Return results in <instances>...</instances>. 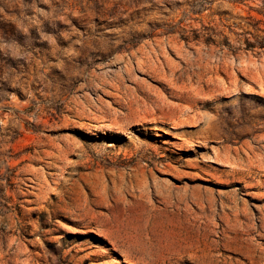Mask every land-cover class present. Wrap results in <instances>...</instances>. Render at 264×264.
Segmentation results:
<instances>
[{
  "label": "rangeland",
  "instance_id": "obj_1",
  "mask_svg": "<svg viewBox=\"0 0 264 264\" xmlns=\"http://www.w3.org/2000/svg\"><path fill=\"white\" fill-rule=\"evenodd\" d=\"M246 31L264 0H0V264H264Z\"/></svg>",
  "mask_w": 264,
  "mask_h": 264
},
{
  "label": "trees",
  "instance_id": "obj_2",
  "mask_svg": "<svg viewBox=\"0 0 264 264\" xmlns=\"http://www.w3.org/2000/svg\"><path fill=\"white\" fill-rule=\"evenodd\" d=\"M175 27L172 26L171 28L167 29V32L174 33ZM179 38L185 41L188 40H198L203 37V40L205 42H214V36L216 35H223L220 32H216L214 28H210L207 26L202 27L201 31H198L196 29L191 30V34H188V31L185 30L184 28L180 27L179 30ZM245 34H249L248 36L244 37V47L247 49H252V48H262L264 49V39L259 37L257 34H253L251 32H245ZM222 42L225 45H229L227 37H223Z\"/></svg>",
  "mask_w": 264,
  "mask_h": 264
},
{
  "label": "bare ground",
  "instance_id": "obj_3",
  "mask_svg": "<svg viewBox=\"0 0 264 264\" xmlns=\"http://www.w3.org/2000/svg\"><path fill=\"white\" fill-rule=\"evenodd\" d=\"M156 57H157V56H156ZM163 57H164V56H163ZM139 58H140V57H139ZM156 59H157V58H156ZM229 60H230V59H229ZM136 61H137V60H136ZM167 61H168V60H167ZM210 61H211V60H210ZM137 62H139V60H138ZM156 62H158V60L155 61V63H156ZM163 62H164V60H163ZM168 62H169V61H168ZM216 62H217V60H216ZM230 62H231V61H230ZM240 62H241V61H240ZM129 63H130V60H129ZM131 63H132V62H131ZM151 63H152V62H151ZM179 63H180V62H179ZM198 63H199V62H198ZM205 63H206V62H205ZM238 63H239V62H238ZM158 64H159V63H158ZM158 64H157V65H158ZM212 64H213V63H212ZM216 64H217V63H216ZM142 65H143V63H142ZM178 65H179V64H178ZM181 65H182V64H181ZM190 65H191V64H190ZM203 65H204V64H203ZM131 66H132V65H131ZM134 66H135V65H134ZM134 66H133V67H134ZM139 66H141V65H139ZM149 66H151V65H148V66H145V67H148V68H149ZM154 66H155V65H154ZM201 66H202V65H201ZM204 66H206V65H204ZM204 66H203V67H204ZM213 66H214V65H213ZM216 66H217V65H216ZM124 67H125V66H124ZM127 67H129V65H128ZM133 67H132V68H133ZM141 67H142V66H141ZM162 67H163V66H162ZM164 67H165V66H164ZM185 67H186V66H185ZM129 68H130V67H129ZM132 68H131V69H132ZM157 68H158V66H157ZM192 68H193V67H192ZM216 68H217V67H216ZM231 68H232V66H231ZM125 69H126V68H125ZM134 69H135V68H134ZM153 69H154V68H153ZM189 69H190V68H189ZM196 69H198V68H196ZM200 69H201V68H200ZM140 70H141V69H140ZM145 70H146V69H145ZM190 70H191V69H190ZM198 70H199V69H198ZM198 70H197V71H198ZM203 70H205V69H203ZM220 70H221V69H220ZM122 71H123V70H122ZM128 71H129V70H128ZM132 71H133V70H132ZM138 71H139V70H138ZM151 71H152V70H151ZM153 71H154V70H153ZM158 71H159V70H158ZM161 71H162V70H161ZM191 71H192V70H191ZM205 71H206V70H205ZM207 71H208V69H207ZM125 72H126V71H125ZM125 72H124V73H125ZM130 72H131V71H130ZM141 72H142V71H141ZM193 72H194V71H193ZM124 73H123V74H124ZM133 73H134V72H133ZM139 73H140V72H139ZM162 73H163V72H162ZM191 73H192V72H191ZM191 73H190V74H191ZM213 73H214V72H213ZM230 73H231V72H230ZM123 74H121V75H123ZM125 74H128V72L125 73ZM131 74H132V72H131ZM149 74H150V73H149ZM159 74H160V73H159ZM159 74H158V75H159ZM231 74H232V73H231ZM233 74H234V73H233ZM121 75H120V76H121ZM132 75H133V74H132ZM135 75H136V74H135ZM234 75H235V74H234ZM205 76H206V75H205ZM205 76H204V77H205ZM211 76H212V75H211ZM129 77H130V76H129ZM195 77H196V76H195ZM207 77H208V76H207ZM124 78H125V77H124ZM130 78H131V77H130ZM135 78H136V77H135ZM158 78H160V77H158ZM211 78H212V77H211ZM188 79H189V78H188ZM121 80H122V79H121ZM128 80H129V79H128ZM132 80H134V79L132 78ZM153 80H154V79H153ZM216 80L219 81L217 78H216ZM126 81H127V80H126ZM140 81H141V80H140ZM194 81H195V80H194ZM197 81H198V80H197ZM197 81H196V82H197ZM199 81H201V80H199ZM207 81H208V80H207ZM212 81H213V80H212ZM214 81H215V80H214ZM222 81H223V80H222ZM189 82H191V81H189ZM202 82L204 83V80H203ZM208 82H209V81H208ZM120 83H121V82H120ZM135 83H136V82H135ZM147 83H148V82H147ZM215 83H216V82H215ZM215 83H214V84H215ZM221 83H222V82H220V84H221ZM144 84H145V83H144ZM216 84H217V83H216ZM218 84H219V83H218ZM146 85H147V84H146ZM150 86H151V85H150ZM140 87H141V86H140ZM202 87H203V86H202ZM215 87H216V86H215ZM217 87H218V86H217ZM217 87H216V88H217ZM138 88H139V86H138ZM153 88H154V87H153ZM200 88H201V87H200ZM147 89H148V88H147ZM197 89H198V88H197ZM197 89H196V90H197ZM153 90H154V89H153ZM139 91H140V90H139ZM148 91H149V90H148ZM187 91H188V90H187ZM187 91H186V92H187ZM197 91H198V90H197ZM200 92H202V89H201ZM203 92H204V91H203ZM196 93H198V92H196ZM189 94H190V93H189ZM191 94H193V93H191ZM158 95H159V94H158ZM200 95H201V94H200ZM113 96H114V95H113ZM156 96H157V95H156ZM141 98H142V97H140V99H141ZM142 99H143V98H142ZM142 99H141V101H142ZM113 100H115V98H114ZM130 100H131V99H130ZM132 100H133V99H132ZM132 100H131V101H132ZM163 100H164V99H163ZM166 100H167V99H166ZM138 101H139V100H138ZM133 102H134V101H133ZM143 103H144V102H143ZM139 104H140V103H139ZM149 104H150V103H149ZM172 104H173V103H172ZM143 105H144V104H143ZM165 105H166V104H165ZM170 105H171V104H170ZM245 119L248 120V118H245ZM258 140H259V139H258ZM254 141H255V140H254ZM254 141H253V142H254ZM257 143H258V142H257ZM256 146H257V145H256ZM258 146H259V144H258ZM258 146H257V147H258ZM250 147H251V146H250ZM252 147H253V146H252ZM248 148H249V147H248ZM254 148H255V147H254ZM261 148H263V150H264V144L261 145ZM261 148H260V149H261ZM257 149H258V148H257ZM248 150H249V149H248ZM250 151H251V150H250ZM250 151H249V152H250ZM261 151H262V150H261ZM251 152H252V151H251ZM253 153H254V151H253ZM263 154H264V153H263ZM244 155H245V154H244ZM261 155H262V153H261ZM144 190H145V189H144ZM161 195H162V194H161ZM161 195H160V197H161ZM163 198H164V199H163L164 202H165L166 204H169V203L171 202L170 199L173 198V197H172V193L167 192V194H164V195H163ZM160 200H161V199H160ZM182 200H183V198H181V197H180V198H177L176 200H174V201H175L174 203H181L180 201H182ZM165 203H164V204H165ZM174 203H173V204H174ZM183 203H185V202L183 201ZM166 204H165V205H166ZM174 205H175V204H174ZM179 205H180V204H179ZM175 206H176V205H175ZM209 222H212V221H209ZM212 223H213V222H212ZM210 224H211V223H210ZM213 224H214V223H213ZM212 226H213V225H212ZM133 246H136V245H133Z\"/></svg>",
  "mask_w": 264,
  "mask_h": 264
}]
</instances>
